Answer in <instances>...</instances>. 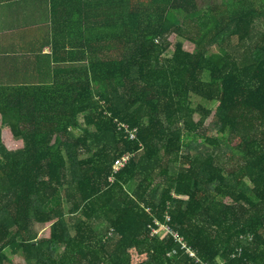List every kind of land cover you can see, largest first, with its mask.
Returning a JSON list of instances; mask_svg holds the SVG:
<instances>
[{
    "label": "trees",
    "instance_id": "16d2710c",
    "mask_svg": "<svg viewBox=\"0 0 264 264\" xmlns=\"http://www.w3.org/2000/svg\"><path fill=\"white\" fill-rule=\"evenodd\" d=\"M50 4L89 62L0 85V264H264V0Z\"/></svg>",
    "mask_w": 264,
    "mask_h": 264
},
{
    "label": "crops",
    "instance_id": "0c3cea01",
    "mask_svg": "<svg viewBox=\"0 0 264 264\" xmlns=\"http://www.w3.org/2000/svg\"><path fill=\"white\" fill-rule=\"evenodd\" d=\"M50 1L0 0V85L41 83L44 76L53 77L58 69L68 71L75 66L88 65V58L75 54L80 47L72 48V43H81V36L77 40L69 39L61 33H67L65 30L59 31ZM54 40L71 42L63 50L72 52L69 58L66 55V59L59 62L53 59ZM68 73L72 75V71Z\"/></svg>",
    "mask_w": 264,
    "mask_h": 264
},
{
    "label": "rangeland",
    "instance_id": "374dc122",
    "mask_svg": "<svg viewBox=\"0 0 264 264\" xmlns=\"http://www.w3.org/2000/svg\"><path fill=\"white\" fill-rule=\"evenodd\" d=\"M197 2L199 4L200 8H203L204 9V8H206L209 5L219 4V3L222 2V0H197ZM171 40H172L173 43H175L178 39L176 38V36H174V37L171 38ZM184 47H185L186 50H189V51H192L193 48H194L193 45L190 44V43H188V42H185ZM172 51H173V49H172ZM77 64H80V63H77ZM194 101H195V105L197 103H201L204 107H209V108H212V109H214L215 106H216V104H214V103H209V102H206V101H201L199 99H195ZM209 122H210V120L208 121V123ZM3 140H4L5 145L8 148L15 147V144L12 143L14 140L11 138V136L8 135L7 132H4V134H3ZM48 232H49L48 227H44V228L40 227L39 228V236L40 237L47 236L48 235ZM157 233L159 234L160 237H164L166 235V233H167L166 227L161 226L159 228V230L157 231ZM13 260L16 263H18V264H26L25 259H23L21 256H13Z\"/></svg>",
    "mask_w": 264,
    "mask_h": 264
},
{
    "label": "built area",
    "instance_id": "2783aa9c",
    "mask_svg": "<svg viewBox=\"0 0 264 264\" xmlns=\"http://www.w3.org/2000/svg\"><path fill=\"white\" fill-rule=\"evenodd\" d=\"M128 159H129V158L126 157L125 159H123V160H121V161H117V162L115 163V168H118V167L124 166V164L126 163V161H127ZM156 223L159 224L158 221H156ZM154 233H157V230H155Z\"/></svg>",
    "mask_w": 264,
    "mask_h": 264
}]
</instances>
